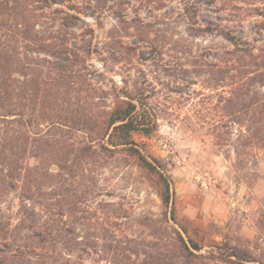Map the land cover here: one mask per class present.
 Masks as SVG:
<instances>
[{
    "label": "rangeland",
    "instance_id": "obj_1",
    "mask_svg": "<svg viewBox=\"0 0 264 264\" xmlns=\"http://www.w3.org/2000/svg\"><path fill=\"white\" fill-rule=\"evenodd\" d=\"M7 1L12 12L4 22L11 31L14 17L33 23L40 16L37 39L67 49L47 53L32 46L29 54L55 64L73 62L79 87L91 98L83 107L94 117L126 100L125 91L145 96L157 127L132 139L163 164L170 187L166 209L155 173L124 153L111 157L98 148L82 160L80 154L70 157L61 172L52 166L57 176L51 182L29 186L62 212L42 215L58 220L59 228L57 249L45 255L46 262L175 264L176 232L187 240L180 227L204 254L224 238L253 244L251 220L264 199V148L247 170L236 171L232 147L239 126L232 122L237 114L229 100L237 83H227L224 68L236 75L234 69L264 63V0H64L47 7L39 0ZM6 25L2 30L10 32ZM205 26L215 31L198 33ZM32 30L23 31L30 36ZM220 30L249 42L259 58L239 60ZM27 164L34 168L36 161ZM19 192L10 191L0 202L6 216H18ZM170 208L177 224L165 215Z\"/></svg>",
    "mask_w": 264,
    "mask_h": 264
},
{
    "label": "trees",
    "instance_id": "obj_2",
    "mask_svg": "<svg viewBox=\"0 0 264 264\" xmlns=\"http://www.w3.org/2000/svg\"><path fill=\"white\" fill-rule=\"evenodd\" d=\"M39 2L47 7L62 4L64 0ZM8 4L7 0H0V202L10 191L20 192L16 218L6 216L0 203V264L41 261V264H49L45 255L57 249L55 233L59 228L55 223L58 220L46 221V216L42 215L50 213L52 217H58L62 212L60 209L56 212L58 203L48 202L49 198L42 197L29 186H43V182H51L50 179L57 176V173L51 174L52 166L61 172L70 157L76 160L80 154L78 158L82 160L85 155L95 152L94 148H98L103 155L106 153L111 157L124 153L132 157L138 167L155 173L163 186L161 202L166 209L171 200L170 187L162 172L163 164L143 152L132 139L134 133L150 135L157 127L145 96L125 91L123 95L126 100L94 117L93 112L83 107L84 104L91 105L87 103L91 98L88 90L82 92L85 88L79 87L73 62L55 64L37 60L29 54L32 46L47 53H66L67 49L60 51V46L37 39L36 34L39 33L35 27L41 23L40 16L35 17L37 19L33 23L24 17H14L11 31V26L4 22L5 19L8 22L7 13L12 12L8 10ZM190 9L196 10L194 7ZM194 20L195 17L191 22L194 23ZM3 25L10 32L7 28L2 30ZM22 28L33 29L30 36ZM197 31L201 34L212 33L215 28L205 26ZM219 35L239 52L236 53L239 60L259 58L254 56L255 48L249 42H243L225 30H220ZM74 57L77 59V56ZM225 67L227 83H237L230 92L233 99L229 100L233 102L237 114L232 122L239 126L232 151L236 171L244 172L256 159V151L264 148V93L261 92L264 88V63L255 65L254 70L249 67L234 69L236 75H229L233 68ZM84 70L87 71V68ZM77 134L81 135V139L77 140ZM29 159L36 161L34 168L27 164ZM31 169L33 173H30ZM254 214L251 220L255 229L253 244L241 246L230 238H224L221 242L213 241L205 254L201 253L203 247L189 238L186 229L180 227L187 240L175 231V264H264V199L258 203ZM165 215H169L168 220L177 224L173 208ZM139 255L135 252V257ZM145 255L150 256L146 252Z\"/></svg>",
    "mask_w": 264,
    "mask_h": 264
}]
</instances>
